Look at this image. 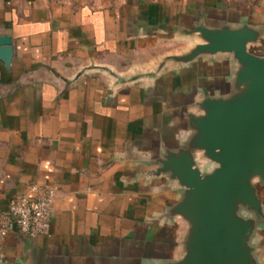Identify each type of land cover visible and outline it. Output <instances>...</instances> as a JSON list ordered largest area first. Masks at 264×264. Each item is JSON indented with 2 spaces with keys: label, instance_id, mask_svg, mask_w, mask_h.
Returning a JSON list of instances; mask_svg holds the SVG:
<instances>
[{
  "label": "crops",
  "instance_id": "obj_1",
  "mask_svg": "<svg viewBox=\"0 0 264 264\" xmlns=\"http://www.w3.org/2000/svg\"><path fill=\"white\" fill-rule=\"evenodd\" d=\"M243 22L264 26V0H0L13 52L9 69L0 61V211L33 186L56 191L49 234L8 233L0 264L179 261L187 226L168 209L180 189L156 159L235 65L158 67L197 43L184 30ZM252 245L264 264V227Z\"/></svg>",
  "mask_w": 264,
  "mask_h": 264
},
{
  "label": "water",
  "instance_id": "obj_2",
  "mask_svg": "<svg viewBox=\"0 0 264 264\" xmlns=\"http://www.w3.org/2000/svg\"><path fill=\"white\" fill-rule=\"evenodd\" d=\"M197 43L167 63L227 55L235 67L219 95L204 93L184 114L186 138L156 159V174L177 183L168 209L187 229L183 256L168 264H258L252 240L264 227V26L203 23L184 30ZM11 38L0 36V61L10 68ZM196 153L209 165L200 169Z\"/></svg>",
  "mask_w": 264,
  "mask_h": 264
},
{
  "label": "built area",
  "instance_id": "obj_3",
  "mask_svg": "<svg viewBox=\"0 0 264 264\" xmlns=\"http://www.w3.org/2000/svg\"><path fill=\"white\" fill-rule=\"evenodd\" d=\"M31 190L32 196L22 195L0 211V238L14 230L28 237L49 234L56 191L36 186Z\"/></svg>",
  "mask_w": 264,
  "mask_h": 264
}]
</instances>
